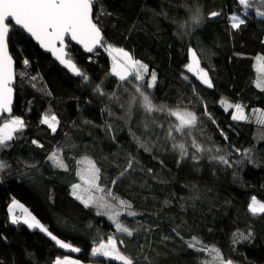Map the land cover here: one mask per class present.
Masks as SVG:
<instances>
[{
	"label": "trees",
	"instance_id": "trees-1",
	"mask_svg": "<svg viewBox=\"0 0 264 264\" xmlns=\"http://www.w3.org/2000/svg\"><path fill=\"white\" fill-rule=\"evenodd\" d=\"M256 7L264 10L258 2ZM197 9L203 16L198 25L192 19ZM93 10L104 33L103 46L86 54L68 41L70 58L87 80L70 75L11 23L9 47L17 68L11 116L20 117L25 127L7 147H0V161L6 164L0 171V264H53L65 255L121 264L92 257L93 247L110 236L124 241L120 250L137 264H211L208 252L188 247L194 236L203 246L217 247L225 261L264 264V213L253 214L249 208L252 197L264 202V124L233 120L232 110L221 103L264 112V81L256 66L257 58L264 56V18L252 11L244 17L237 0H96ZM214 11L220 15L210 16ZM232 14H240L246 23L232 28ZM110 44L133 52L148 65L142 86L154 103L197 114L200 132L193 135L213 149L211 153L193 160L194 149L189 148V156L181 160L163 140L150 152L139 147L129 129L142 139L155 140L162 131L146 132L143 122L155 118L167 124L175 119L160 113L149 116L139 106L130 117L126 114L130 99L125 90L132 83L121 91L122 84L110 72L111 58L105 52ZM191 49L210 74L212 87L187 71ZM153 71L157 81L149 89ZM97 86L106 95L97 93ZM48 114L59 120L55 132L43 123ZM8 118L5 114L0 124ZM58 149L67 169L54 167L48 159ZM219 155L231 166L210 159ZM82 156L101 169V184L138 213L121 220L136 230L132 237L117 233L107 216L72 195ZM129 157L136 162L120 176ZM13 200L80 251L61 248L22 220L13 223V214L25 211L10 210ZM238 234L251 237L240 239Z\"/></svg>",
	"mask_w": 264,
	"mask_h": 264
},
{
	"label": "snow or ice",
	"instance_id": "snow-or-ice-1",
	"mask_svg": "<svg viewBox=\"0 0 264 264\" xmlns=\"http://www.w3.org/2000/svg\"><path fill=\"white\" fill-rule=\"evenodd\" d=\"M264 6V0H237L238 5L242 6L244 17H247L248 10L253 9L256 3ZM96 0H0V114L5 112L11 113V100L13 89L11 87L12 81L15 79L16 73L13 69V59L8 53V41L10 33L9 19L14 20L15 25H19L22 29L30 33L42 47L49 49L61 64L65 65L72 73L83 77L87 80L80 68L77 67L71 59H66V53L64 51V40L66 36H70L72 40L78 41L89 52L97 46H103V36L100 27L93 19V5ZM255 15L264 17V11L260 7L254 9ZM220 15L219 12H211L210 16L216 17ZM193 21L198 25L203 16L199 9L192 17ZM231 26L234 29H239L241 25L246 23V19L242 18L240 14H233L230 16ZM57 42L61 47H57ZM108 50L116 53L113 56L112 72L119 77L121 81L134 80L136 83L132 85L134 94L128 102L126 114L130 117L134 107L139 106L146 114L151 116L154 113L163 114L164 117H174L175 120L167 124L156 120L143 122V128L146 132L160 129L163 136L156 135L155 140H145L136 135L129 129L133 140L143 148L144 151L150 152L157 142L163 140L170 143L173 151H178L180 159L183 160L189 156V148L194 149L191 158L197 160L200 158V154L205 152L211 153L213 149L205 148L203 145L197 142L194 132H200L199 120L197 114L187 109H173L164 104H156L153 102L149 94H147L141 87V83L145 80V75L148 74V65L142 63L139 60H135L131 54L125 51L123 48H113L108 46ZM193 63L187 65L189 70H192L195 66L199 79L208 87H212V80L210 79L208 72L199 68V62L196 58V53L192 52ZM258 62L264 61V56L257 58ZM25 65L29 63L27 59L23 62ZM24 73H20L23 75ZM157 81V74L153 71L150 74V82L147 84L149 89L153 88ZM257 86H261L259 83ZM97 93L106 95L103 90L97 86ZM115 97V93L111 94ZM225 104L226 108H235V115L232 116L233 120H245L247 117L244 115V111L241 105L229 104L226 101H221ZM123 108L124 106L121 105ZM256 111V110H253ZM111 115V113H109ZM264 116V112L261 113ZM264 123V120L260 121ZM43 123L48 124L52 132L56 131L59 121L53 115L51 117L45 115ZM25 122L20 117H13L6 123L0 126V147H7L9 141L14 139V133L23 130ZM107 128H111V125H106ZM202 134V133H201ZM226 138V137H225ZM34 144H38L37 141H33ZM43 147V145H39ZM216 152L220 149L216 148ZM53 166L60 169H67V165L64 159L60 155V150L52 152L48 157ZM210 159L218 160L219 162L230 165L229 160L224 155L210 156ZM134 157H129L128 164L120 176H123L129 169L132 168ZM81 163H85L87 166L81 168L78 175L81 177V182L85 187H81V184L72 185V195L76 199L80 200L86 207L92 206L97 210L98 215L107 216L114 222L117 233L125 234L127 237H132L135 229H130L125 226L120 217L122 212L117 210V207L124 208L125 211L132 207L129 201L121 199L114 194L110 187L103 186L101 184V169L96 166L95 161L89 158H84ZM138 163V162H137ZM6 167L5 162L0 161V169ZM151 172V170H148ZM116 179H119L117 177ZM112 184L116 183V180L111 181ZM99 193V195H96ZM87 197V198H85ZM115 201L116 203H112ZM167 203V201L165 202ZM19 205L18 201L13 200V204L10 207L15 208ZM22 207V206H20ZM250 211L253 214L264 213V203H259L255 197L252 198V203L249 205ZM128 215L136 216L138 213L128 211ZM13 223H20V218L15 214L12 216ZM23 222L30 228L40 229L46 233L53 241L56 242L61 248L71 249L72 251L79 252V248H74L70 243L59 239L53 235L47 227L41 224L35 217L28 214L23 219ZM178 234V233H177ZM239 236V234H238ZM249 236H239L240 239H249ZM235 242V239H234ZM124 241L121 239L117 241L114 237H108L106 243H100L98 247L92 249L93 255H102L106 257L114 258L120 261L121 264H137V261L124 252L120 251L119 245H123ZM200 245V247H198ZM188 247L196 249L200 252H208L210 254L211 264H232L231 260H224L219 249L214 247L203 246L197 237H192L188 242ZM55 264H79L78 261L71 260L68 257L63 259L57 258ZM208 264V261L203 262Z\"/></svg>",
	"mask_w": 264,
	"mask_h": 264
},
{
	"label": "rangeland",
	"instance_id": "rangeland-1",
	"mask_svg": "<svg viewBox=\"0 0 264 264\" xmlns=\"http://www.w3.org/2000/svg\"><path fill=\"white\" fill-rule=\"evenodd\" d=\"M254 6H253V9H249L248 11H252V12H254V14H255V11H254ZM262 11H264V10H262ZM233 15V14H232ZM259 17V16H258ZM264 18V17H263ZM27 35V34H26ZM70 42V41H69ZM75 45V44H74ZM113 48H120L119 46H116V45H113V44H110ZM40 47V46H39ZM121 48H123V47H121ZM125 51H127V52H129L130 54H131V56L135 59V60H137L136 59V57H135V55H134V53L133 52H130L129 50H127V49H125V48H123ZM195 52V50L194 49H191L190 50V55H189V63L187 64V65H189V64H192L193 63V57H192V52ZM105 52L106 53H108V55L110 56V58H111V64H112V66H111V70H110V72L112 73V75H115L113 72H112V67H113V56L114 55H116V53H114V52H112V51H110V50H108V46L105 48ZM196 53V52H195ZM53 58V57H52ZM196 58H197V60H198V62H199V68L200 69H204V68H202V66H201V61L199 60V57H198V54L196 53ZM258 64V65H257ZM256 66H257V68H258V74H259V78L261 79V81L263 82L264 81V68L262 67V65H261V62H258V60L256 61ZM205 70V69H204ZM187 71H190L193 75H195L196 77H198L199 78V76L197 75V70H196V68H195V66H194V68L192 69V70H189V68L187 67ZM205 71H207V70H205ZM208 72V71H207ZM71 75V74H70ZM208 75H209V77H210V74L208 73ZM16 76H17V73H16ZM149 76V73L148 74H146L145 75V78L146 77H148ZM74 77H79V76H74ZM115 77L118 79V82H120L121 84H122V90L121 91H124L125 90V88H124V86L123 85H127L126 83L127 82H130V84L132 83V85L133 84H135L136 83V81H134V80H130V81H121L120 79H119V77L118 76H116L115 75ZM210 79H211V77H210ZM17 82V81H16ZM15 82V83H16ZM142 83H144V82H142ZM142 83H141V87L143 88V86H142ZM127 87H129V91L128 90H125V92H126V94L128 95L127 97L130 99V96H131V94H134V89L131 87V86H129V85H127ZM144 89V88H143ZM145 91V90H144ZM128 99V100H129ZM227 103H229V104H233V105H236V104H238V103H233V102H227ZM239 105H241V104H239ZM242 106V108H243V111H244V115L247 117V119L249 118V119H252L253 121H257V122H260L261 120H264V116H261V113L263 112V111H261L260 109H253V110H256V111H253V110H251V111H248L246 108H245V106H243V105H241ZM224 108H226V106H225V104H224ZM227 110H232V113H233V115H235L236 113H235V108H226ZM55 116L56 118H57V116L55 115V114H48V116L49 117H51V116ZM7 117H9L5 122H3V124L4 123H6L9 119H11V118H13V116H11V115H6ZM15 117H17V116H15ZM44 118V117H43ZM174 118V117H173ZM175 119V118H174ZM247 119H245V120H247ZM57 120H58V118H57ZM42 121V120H41ZM59 121V120H58ZM243 121V120H242ZM261 123V122H260ZM3 124H0V126H2ZM262 124H264V123H262ZM24 129V128H23ZM20 132H22V130L21 131H18V132H16V133H14V139H16V137H18V136H20L22 133H20ZM84 158H89V157H87V156H82V158H80L78 161H79V163L81 164V166L79 165V169H78V173H79V171L81 170V168H85L87 165L85 164V163H81V161H83L84 160ZM90 160H92L91 158H89ZM0 171H1V169H0ZM74 184H81V187H85V185H83L82 184V182H81V177L79 176V180L76 182V183H74ZM96 195H99V193H96ZM85 198H87V197H85ZM253 198V197H252ZM256 200L259 202V203H264L263 201L261 202V200H259L258 198H256ZM112 203H116L115 201H112ZM252 203V200H251V202H250V204ZM249 204V205H250ZM21 208H23L24 210H25V208L24 207H21ZM12 209V211H14L15 209L14 208H11ZM95 209V208H94ZM117 210H119V211H121L122 212V215H121V217H120V220H123V218L124 217H128L129 215H126L127 213H128V211H131L132 212V208H130V209H128L127 211H125V209L124 208H121V207H117ZM26 211V210H25ZM25 211H22V212H19V213H17L16 214V216L17 217H19L20 218V220H22L23 221V219L25 218V217H27L28 216V214H31V216H33V217H35L33 214H32V212H30V210H29V212L30 213H26ZM126 213V214H125ZM104 216V215H103ZM36 218V217H35ZM108 218V217H107ZM37 220H38V218H36ZM109 219V218H108ZM110 220V219H109ZM39 221V220H38ZM111 221V220H110ZM113 224H114V222L113 221H111ZM27 225V224H26ZM28 226V225H27ZM115 226V225H114ZM29 227V226H28ZM30 228V227H29ZM30 229H33V228H30ZM107 241H103L102 243H106ZM100 244V243H99ZM99 244H97L96 246H94L93 248H95V247H98L99 246ZM211 247H214V246H211ZM214 248H216V249H218L217 247H214ZM64 249V248H63ZM69 250H71V249H69ZM121 251V250H120ZM122 252V251H121ZM92 257L93 258H97V257H104L105 259H112V260H115L114 258H111V257H106V256H102V255H93V253H92ZM232 261V260H231ZM232 264H236L235 262H233L232 261Z\"/></svg>",
	"mask_w": 264,
	"mask_h": 264
},
{
	"label": "water",
	"instance_id": "water-1",
	"mask_svg": "<svg viewBox=\"0 0 264 264\" xmlns=\"http://www.w3.org/2000/svg\"><path fill=\"white\" fill-rule=\"evenodd\" d=\"M93 19H94V10H93ZM9 23H10V33H11V31H12V28H13V25L14 26H16V27H18L19 29H21V30H24V29H22V27L21 26H19V25H15V22H14V20H11V18L9 19V21H8ZM95 22V21H94ZM13 25H12V24ZM96 23V22H95ZM99 27V26H98ZM101 29V28H100ZM24 32L27 34V35H29L31 38H32V40L37 44V45H39L40 46V48H41V50L44 52V53H47V54H49L50 56H52L53 57V59L55 60V61H57L58 62V64L60 65V66H62L67 72H69L72 76H78V75H76V74H74V73H72L65 65H63V64H61L60 63V61L57 59V57H56V55H54L49 49H45L44 47H42L41 45H40V43L30 34V33H28L26 30H24ZM101 32H102V29H101ZM10 33H9V35H10ZM102 36L104 37V33L102 32ZM9 38H10V36H9ZM68 41H70L72 44H75L76 46L78 45V46H80L83 50H84V52L86 53V54H91V53H94V52H96L97 50H99V48H101L102 46H100V45H97L94 49H93V51H91V52H89L82 44H80L78 41H76V40H72L71 39V37L70 36H66L65 37V40H64V45H63V47H64V51H65V53H66V56H65V58L66 59H71L70 58V55H69V53H68V47H69V44H68ZM102 44H103V42H102ZM57 47H61V45L59 44V42H57V45H56ZM8 53H9V55L12 57V55H11V51H10V47H9V41H8ZM12 59H13V69H14V72L16 73L17 72V68H16V61H15V58L14 57H12ZM73 61V60H72ZM74 63V62H73ZM17 76H15V79L12 81V84H11V87H12V89H13V92H12V100H11V108L13 109V105H14V103H15V90H14V88H13V86H14V84H15V82L17 81ZM12 115L13 114V110L11 111V113H7V112H5V113H3V114H0V119L4 116V115ZM65 257H68L69 259H71V260H75V261H78L79 262V264H102V263H99V262H88V261H86V262H84L83 260H80L79 258H77L76 256H73V255H65L64 257H56L55 259H54V263L53 264H55V261H56V259L57 258H60V259H63V258H65Z\"/></svg>",
	"mask_w": 264,
	"mask_h": 264
},
{
	"label": "crops",
	"instance_id": "crops-1",
	"mask_svg": "<svg viewBox=\"0 0 264 264\" xmlns=\"http://www.w3.org/2000/svg\"><path fill=\"white\" fill-rule=\"evenodd\" d=\"M19 205L22 206V207H24V205L21 204V203H19ZM20 206H17V207H15L14 209H15L16 211H18L19 209L24 210V209L21 208ZM24 208H25V207H24ZM11 210H12V209H11ZM25 210H26V211H25L26 213H30V212H31V211L29 212V209H28V208H25Z\"/></svg>",
	"mask_w": 264,
	"mask_h": 264
}]
</instances>
